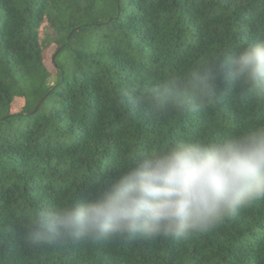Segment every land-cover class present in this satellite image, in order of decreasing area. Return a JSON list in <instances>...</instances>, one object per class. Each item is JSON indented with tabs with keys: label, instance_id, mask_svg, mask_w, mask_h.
Returning a JSON list of instances; mask_svg holds the SVG:
<instances>
[{
	"label": "trees",
	"instance_id": "16d2710c",
	"mask_svg": "<svg viewBox=\"0 0 264 264\" xmlns=\"http://www.w3.org/2000/svg\"><path fill=\"white\" fill-rule=\"evenodd\" d=\"M259 38L264 0H0V264H264V199L189 239L23 240L34 208L102 190L140 152L264 124V99L223 83L185 114L118 96Z\"/></svg>",
	"mask_w": 264,
	"mask_h": 264
},
{
	"label": "clouds",
	"instance_id": "9594fccd",
	"mask_svg": "<svg viewBox=\"0 0 264 264\" xmlns=\"http://www.w3.org/2000/svg\"><path fill=\"white\" fill-rule=\"evenodd\" d=\"M223 90L264 99V38L142 86L119 103L152 115L215 106ZM264 199V124L216 139L175 141L140 152L118 178L83 200L34 208L23 224L28 245L76 241L189 239Z\"/></svg>",
	"mask_w": 264,
	"mask_h": 264
},
{
	"label": "rangeland",
	"instance_id": "374dc122",
	"mask_svg": "<svg viewBox=\"0 0 264 264\" xmlns=\"http://www.w3.org/2000/svg\"><path fill=\"white\" fill-rule=\"evenodd\" d=\"M51 52H52V48H51V49L48 51V53H47V58H46L45 63H46V65H47V67H48L51 71H53V66H52V63H51V60H50Z\"/></svg>",
	"mask_w": 264,
	"mask_h": 264
},
{
	"label": "water",
	"instance_id": "95a60500",
	"mask_svg": "<svg viewBox=\"0 0 264 264\" xmlns=\"http://www.w3.org/2000/svg\"><path fill=\"white\" fill-rule=\"evenodd\" d=\"M52 59H54V55L52 56Z\"/></svg>",
	"mask_w": 264,
	"mask_h": 264
}]
</instances>
